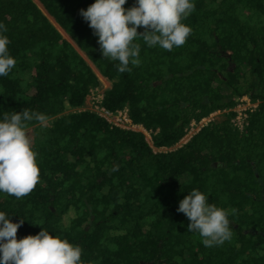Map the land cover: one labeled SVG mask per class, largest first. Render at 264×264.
Instances as JSON below:
<instances>
[{"label": "trees", "instance_id": "obj_1", "mask_svg": "<svg viewBox=\"0 0 264 264\" xmlns=\"http://www.w3.org/2000/svg\"><path fill=\"white\" fill-rule=\"evenodd\" d=\"M91 2L0 0L16 58L0 76V113L49 117L47 128L27 124L36 186L19 199L0 193V211L23 220L17 239L43 227L80 245L82 264H264V0H195L185 43L168 51L138 37L141 62L123 73L79 13ZM99 76L110 82L102 104L126 109L152 144L81 109ZM242 96L256 105L240 128L232 119ZM216 110L221 119L170 149ZM192 188L237 209L230 240L206 247L187 230L176 209Z\"/></svg>", "mask_w": 264, "mask_h": 264}, {"label": "clouds", "instance_id": "obj_2", "mask_svg": "<svg viewBox=\"0 0 264 264\" xmlns=\"http://www.w3.org/2000/svg\"><path fill=\"white\" fill-rule=\"evenodd\" d=\"M125 0H92L79 9L87 21L103 57L117 61V72L131 71L138 65L141 38L149 46L171 51L183 45L191 27L183 21L193 12L195 0H134L125 8ZM142 31H137V27ZM7 27L0 21V76L10 73L16 58L10 54ZM36 121L40 128L49 126V117L27 108L0 113V193L21 198L39 181V167L34 140L27 124ZM176 211L188 219L187 230L197 233L206 247L219 246L232 237L230 215L237 209L209 202L208 195L197 188L187 191ZM0 211V264H82V248L41 227L33 234L17 239L23 220L12 221ZM39 224V223H37Z\"/></svg>", "mask_w": 264, "mask_h": 264}, {"label": "built area", "instance_id": "obj_3", "mask_svg": "<svg viewBox=\"0 0 264 264\" xmlns=\"http://www.w3.org/2000/svg\"><path fill=\"white\" fill-rule=\"evenodd\" d=\"M88 95L90 96L89 99L91 100V104H92L91 110L95 111L98 116L104 118L109 123L123 127V128H131L134 130L140 129V128H137V126L142 127L141 125H137V124L132 123L130 117L127 115L126 109H118V110L112 111V110L106 108L102 104L103 91H102V88L100 86L92 87L89 90ZM242 97H244V99ZM242 97L239 98V101L235 105L238 108L237 109L233 108V110H235V112H236V115L232 119L234 124L239 126L240 128L242 127L243 120H244V118H246V115H247V113L245 112L246 109H252L254 107V106H252L254 103L251 102L247 98V96H242ZM210 119H212L211 114L208 117L201 118L200 120H198L196 122L192 121L191 125H190V129H192V127L194 125H197V124H200V127H201V126L207 124ZM190 129L188 130V132L190 131Z\"/></svg>", "mask_w": 264, "mask_h": 264}, {"label": "rangeland", "instance_id": "obj_4", "mask_svg": "<svg viewBox=\"0 0 264 264\" xmlns=\"http://www.w3.org/2000/svg\"><path fill=\"white\" fill-rule=\"evenodd\" d=\"M38 3V6L40 7V8H42V6H41V4L39 3V2H37ZM89 61V60H88ZM90 62V61H89ZM90 64H91V66H92V68L94 69V71L97 73V74H99L98 73V71H97V69L95 68V66L90 62ZM109 84H110V82H108L107 80H103V81H101V88H106V87H108L109 86ZM105 85V86H104ZM90 98V96L89 95H87L86 96V99H85V104H84V106L83 107H81V109H90L91 110V106H92V104H91V100L89 99ZM243 99H244V97H242ZM256 105V103H254L252 106H255ZM238 107L237 106H235L234 107V109H237ZM66 110H69V108H67ZM211 114V116H212V119H215V120H219V119H221L222 117H223V115H222V112H220V110H216V111H213L212 113H210ZM137 128H140V129H138V130H141L143 133H144V135H145V137H146V139H147V141L149 142V144H152V141H151V138H150V134H149V131H147V130H145L143 127H139V126H137ZM200 128V124H197V125H194L193 127H192V129H190V131L187 133V134H185L172 148H170V149H173V148H175V147H178V146H180L181 144H183V143H185L188 139H189V137L194 133V132H196L198 129ZM153 149L156 151V150H158L159 148H155V147H153ZM163 150H165L166 148H162Z\"/></svg>", "mask_w": 264, "mask_h": 264}, {"label": "crops", "instance_id": "obj_5", "mask_svg": "<svg viewBox=\"0 0 264 264\" xmlns=\"http://www.w3.org/2000/svg\"><path fill=\"white\" fill-rule=\"evenodd\" d=\"M99 78H100L101 81H103V80L105 81V79H103L101 76H99ZM104 86H105V85H104ZM102 89H103V88H102Z\"/></svg>", "mask_w": 264, "mask_h": 264}]
</instances>
